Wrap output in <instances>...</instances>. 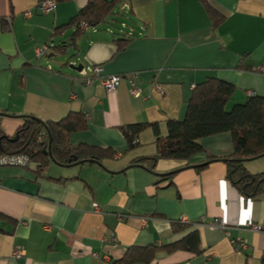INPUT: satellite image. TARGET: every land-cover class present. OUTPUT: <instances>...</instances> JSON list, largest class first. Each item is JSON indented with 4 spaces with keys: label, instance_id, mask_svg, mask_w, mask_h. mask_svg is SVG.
<instances>
[{
    "label": "crops",
    "instance_id": "1",
    "mask_svg": "<svg viewBox=\"0 0 264 264\" xmlns=\"http://www.w3.org/2000/svg\"><path fill=\"white\" fill-rule=\"evenodd\" d=\"M40 1L0 0L2 129L14 136L24 116L59 121L78 112L87 129L70 143L117 156L102 164L51 163L42 176L34 163L0 166V264H116L132 247L162 248L193 231L204 253L160 249L150 264H264V236L248 228L264 225V193L246 199L229 181L226 163L208 164L234 153L230 133L201 139L203 152L189 161L160 159L151 171L135 162L157 154L154 129L142 132L132 150L122 131L149 124L166 137L168 122L184 119L195 87L212 78L236 87L227 111L264 97V0H210L225 17L219 28L199 0H136L127 19L136 37L121 51L117 40L124 37L111 25L88 27L70 47L68 25L87 0H57L49 15L37 12ZM60 45L68 47L65 56L54 49ZM96 67L100 76L81 74ZM110 76L124 77L115 91L101 83ZM133 77L140 98L131 94ZM245 167L261 174L264 158ZM175 223L189 227L175 233Z\"/></svg>",
    "mask_w": 264,
    "mask_h": 264
},
{
    "label": "trees",
    "instance_id": "2",
    "mask_svg": "<svg viewBox=\"0 0 264 264\" xmlns=\"http://www.w3.org/2000/svg\"><path fill=\"white\" fill-rule=\"evenodd\" d=\"M134 1L136 0H87V4L68 25L69 28L74 29L70 37V47L76 48L77 39L84 32L81 28L83 23L89 28L111 25L119 15L118 9L125 2L131 5ZM199 1L207 10L214 27L219 28L225 20L223 13L215 9L210 0ZM119 35L124 37L117 40L118 51H121L132 38L128 39L124 35ZM54 49L64 54L68 47L60 45ZM235 92L234 85L215 78L196 86L187 104L184 119L170 120L166 137L160 136L156 125L136 124L122 128L129 150L134 149L138 137L146 129L152 127L157 134V154L153 157L138 159L135 164L154 171L160 159L189 161L196 154L203 152L201 139L230 133L234 141V153L226 158H213L208 164L226 163L228 179L232 185L246 199H257L264 193V172L253 175L246 169L245 163L264 158V97L253 95L246 102L236 104L227 111L226 106ZM4 116H6L5 113H0V156L28 157L30 163L36 164V174L39 176H42L51 163L63 167L81 162L102 164L117 156V152L109 148L70 143V136L73 133L87 129V119L82 113L72 112L59 121H43L33 115L24 116L23 124L14 136L4 133L1 126ZM205 166L207 165L201 168ZM166 178L170 176L162 177V179ZM52 180L62 182V180ZM188 227L185 224L175 223L174 232L179 233ZM201 244L198 231H193L180 241L162 248L132 247L128 254L116 264L138 262L150 264L160 249H164L167 254L184 251L199 255L204 253Z\"/></svg>",
    "mask_w": 264,
    "mask_h": 264
},
{
    "label": "built area",
    "instance_id": "3",
    "mask_svg": "<svg viewBox=\"0 0 264 264\" xmlns=\"http://www.w3.org/2000/svg\"><path fill=\"white\" fill-rule=\"evenodd\" d=\"M58 1L57 0H41L37 7V12L41 15H49L52 14L57 7ZM130 4L124 3L121 8V14L123 17L128 19L130 16ZM32 16V13L30 11L26 12L24 14L25 18H30ZM82 30H86L88 28L87 24L83 23L81 26ZM119 34L124 35L125 38L131 39L136 37L135 31L130 28L126 23H122L121 27L118 29ZM47 47L40 49L37 51V57L40 58L46 51ZM103 70L101 67L96 68H89L87 71H83L81 74L87 77L88 74H96L97 76H100L102 74ZM124 77L122 76H110L107 78L102 79L101 83L104 85V87L107 89V91H115L118 89L120 84L122 83ZM93 81L91 79H86V84L91 85ZM132 84V90L131 94L134 98H140L141 97V90L136 87L135 85V78L133 77L131 80ZM30 160L28 157L19 155V156H0V166H21V167H29L30 166ZM96 208L97 205H95ZM216 227H219L221 229H225V223L223 221L219 222L216 221L214 223ZM248 228L255 232L260 233L264 236V225H258V224H252L250 223L248 225ZM17 256H20L21 253H17Z\"/></svg>",
    "mask_w": 264,
    "mask_h": 264
},
{
    "label": "rangeland",
    "instance_id": "4",
    "mask_svg": "<svg viewBox=\"0 0 264 264\" xmlns=\"http://www.w3.org/2000/svg\"><path fill=\"white\" fill-rule=\"evenodd\" d=\"M130 21H128L125 17H123V16H118V17H116V21H114L112 24H111V27L114 29V30H116L117 31V29H119L120 27H121V24L122 23H126V24H128ZM129 25V24H128ZM118 32V31H117ZM119 33V32H118ZM72 54H74V52H72V51H70L69 53H68V57L71 59L72 58ZM74 60H76V59H74Z\"/></svg>",
    "mask_w": 264,
    "mask_h": 264
},
{
    "label": "water",
    "instance_id": "5",
    "mask_svg": "<svg viewBox=\"0 0 264 264\" xmlns=\"http://www.w3.org/2000/svg\"><path fill=\"white\" fill-rule=\"evenodd\" d=\"M63 56H65V54H62ZM82 66H78V67H74L73 66V69H75L76 71H81L82 70ZM50 146H51V142H50ZM81 164H85V162H81V163H76V164H74V165H81ZM205 164H203V165H199V166H196V167H202V166H204ZM171 174H173V173H171ZM171 174H168V175H164V176H169V175H171Z\"/></svg>",
    "mask_w": 264,
    "mask_h": 264
}]
</instances>
